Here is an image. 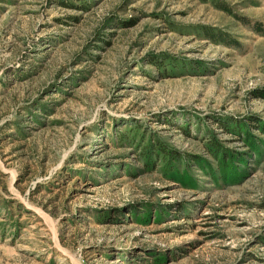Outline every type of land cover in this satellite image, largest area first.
<instances>
[{
    "label": "rangeland",
    "instance_id": "obj_1",
    "mask_svg": "<svg viewBox=\"0 0 264 264\" xmlns=\"http://www.w3.org/2000/svg\"><path fill=\"white\" fill-rule=\"evenodd\" d=\"M0 264H264V0H0Z\"/></svg>",
    "mask_w": 264,
    "mask_h": 264
}]
</instances>
